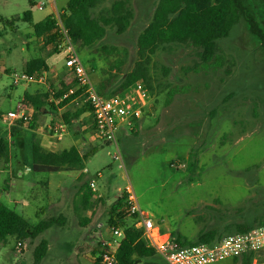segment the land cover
<instances>
[{
	"label": "rangeland",
	"instance_id": "374dc122",
	"mask_svg": "<svg viewBox=\"0 0 264 264\" xmlns=\"http://www.w3.org/2000/svg\"><path fill=\"white\" fill-rule=\"evenodd\" d=\"M30 1L32 5L29 0H0V17L17 19L13 24L0 22V110L9 102L12 105L13 98L21 94L22 82L14 84L9 74L21 73L26 61L49 56L54 49L58 52L49 60L45 57L49 63L56 60L60 65L58 74H46L47 85L67 70L63 66L65 38L57 46L45 45L44 40L32 35V25L52 15L58 21L57 31L63 34L60 15L68 0ZM113 1L102 0L92 16L108 10ZM244 2L264 28V0ZM40 3L42 8L38 9ZM128 3L133 17L125 32L118 34L107 27L103 38L90 48L80 50L72 44L92 78L100 72L99 78L107 79L113 72L119 81L136 60V37L150 21L157 0ZM25 11H30V21L23 20ZM218 45L226 61L224 66L215 70L209 63H201L164 93L147 99L138 128L134 132L116 130L117 149L112 143L93 138V157L84 178L95 181L101 197L88 209L85 224L65 203L53 207L49 203L51 197L68 198L70 178L57 174L58 187L49 179L48 190L38 183L31 191L30 181L40 182L41 174L30 172L11 179L12 196L27 204L13 206L0 197L3 205L14 209L30 225L60 214L65 220L33 241L22 242L20 253L13 250L9 239L0 249V264H31L33 249L41 239L47 240L48 249L39 264H93L100 241L107 235L110 205L127 188L145 218L189 240H195L202 231L216 230L223 237L233 233L235 224L253 222L257 226L264 221V50L242 22ZM103 47L115 50L105 55ZM152 59L157 67L172 69L168 79L173 81L180 76L181 66L193 62L194 50L173 46L158 51ZM11 84L16 86L10 88ZM8 94L11 100L6 99ZM30 139L28 131L13 133L7 123L0 122V141L6 148L5 156L0 157V188L7 162L14 164L15 157L22 162L28 159ZM49 141L42 133L35 136V142L43 148ZM52 142L60 150L86 143L83 137L72 135L60 141L53 138ZM114 154L120 158L114 160ZM85 189L83 183L81 191ZM212 264L232 263L223 260Z\"/></svg>",
	"mask_w": 264,
	"mask_h": 264
},
{
	"label": "trees",
	"instance_id": "16d2710c",
	"mask_svg": "<svg viewBox=\"0 0 264 264\" xmlns=\"http://www.w3.org/2000/svg\"><path fill=\"white\" fill-rule=\"evenodd\" d=\"M101 1L68 0L62 10L60 20L67 37L77 49L93 46L103 38L107 27L113 28L118 34L125 32L129 27L133 13L128 0H114L108 10L100 13L97 17L92 16V10ZM29 4L32 5L30 0ZM22 18L25 21H30V11H25ZM16 20V18L0 17V22L5 21L7 24H13ZM241 22L244 23L250 35L264 50V28L260 20L249 10L244 0H157L150 21L136 37V60L132 68L119 81L109 75L107 79L99 83L97 89L103 96H112L122 94L130 90L136 82H141L149 97H153L164 93L172 83L180 81L183 76L201 63L207 62L215 70H218L226 63L220 53L218 41L228 37L231 29ZM57 29L56 19L49 15L32 25V35L44 40L45 45L54 44L57 46L64 39V35ZM2 35L0 30V37ZM173 46L192 48L194 60L190 65L181 66L180 76L170 81L168 78L172 69L164 65L157 67L152 57L158 51H163L166 48L171 49ZM114 50V47L110 50L105 47L102 48L105 55H109ZM56 53L58 52L54 49L49 56ZM112 69L113 67H111ZM23 70L32 74L40 71L47 72L49 69L45 59L36 57L26 61ZM73 88L75 91L72 94L60 100L65 93ZM80 92L72 74L70 80L62 76L58 84L50 83L46 93L26 95L25 99L37 111L38 106L44 105L49 98L61 107ZM51 105L53 106L52 103ZM88 110V106L80 105L75 110L66 111L63 114L64 124L71 125V119H78L82 113ZM4 152L5 147L0 141V157L4 155ZM85 158L86 156L78 154L75 147L60 152H51L44 150L38 143L32 145L33 163L41 166L58 169L63 167L81 168ZM85 185L84 192L89 201L96 192H93L88 184ZM126 204V192L124 190L110 205L107 219L108 226H119L124 233V237L115 251L117 261L120 264H139L142 261L143 264H165L155 250L146 243L140 228L134 227V219L124 220ZM64 220L62 215L51 216L38 221L35 225H30L21 215L0 202V249L10 239L13 242L14 250L17 242L33 241L47 229L62 225ZM87 221L84 220L81 223L85 224ZM262 225H264V221L258 223L257 226ZM254 227L256 226L253 222L235 224L233 233L245 232ZM170 235L182 246L198 243L213 244L221 239V234L216 230L202 231L197 234L195 240H189L178 232H171ZM47 249V240L41 239L33 249L31 264H39L46 255ZM252 256L253 254H245L240 258L234 257L232 264H250ZM93 264H101L99 251Z\"/></svg>",
	"mask_w": 264,
	"mask_h": 264
},
{
	"label": "built area",
	"instance_id": "2783aa9c",
	"mask_svg": "<svg viewBox=\"0 0 264 264\" xmlns=\"http://www.w3.org/2000/svg\"><path fill=\"white\" fill-rule=\"evenodd\" d=\"M42 8V3L37 5ZM58 24V21H57ZM67 47V53L63 66L70 71L76 79L77 88L83 95V102L88 106L91 114V120L95 129L96 136L106 143H112L117 149L116 130L127 129L135 130V123L142 116L144 105L149 95L143 83L136 82L134 86L122 93L112 96H103L93 85L90 79V72L82 63L77 51L72 47V43L62 29ZM47 72L40 71L28 74L24 71L16 73L10 72V77L14 84L19 83H45ZM48 88V85H47ZM74 90H69L62 98L72 94ZM32 119L30 106L24 100L16 103L14 108L9 111L0 112V122L7 125L14 122L28 124ZM80 122L75 120L71 125L58 123L52 125L49 129L56 138H61L68 130L75 131L79 128ZM114 160L120 157L114 154ZM99 176V173L96 174ZM90 189L95 192V181L91 179L88 183ZM126 192V215L125 219H134V227L140 228L142 237L146 243L152 247L156 254L165 264H211L226 258L242 257L245 254H253L250 264H264L260 255L264 253V225L256 226L245 232H236L221 237L213 244L198 243L190 246L178 244L162 228V223L152 222L144 217V214L137 206L136 198L132 191L127 188ZM123 221V220H121ZM107 235L100 241L99 257L101 264H120L115 251L124 237V233L119 226H108ZM23 243L17 242L16 252L23 250Z\"/></svg>",
	"mask_w": 264,
	"mask_h": 264
},
{
	"label": "crops",
	"instance_id": "0c3cea01",
	"mask_svg": "<svg viewBox=\"0 0 264 264\" xmlns=\"http://www.w3.org/2000/svg\"><path fill=\"white\" fill-rule=\"evenodd\" d=\"M81 49H83V48H81ZM45 57L49 60V59L53 58V55L48 56L47 54H44L42 56V58L45 59ZM47 59H45V62H46L48 69H49L47 71V74L48 73L55 74V75L58 74L60 72V65H58L56 63V60H54V62L49 63L47 61ZM98 74H99V76L93 77V78L90 75L91 82L93 83V85L95 87H99V83L101 81L105 80V79L101 80L99 78L100 74H101L100 72H98ZM109 75L114 76V73L109 72ZM62 76H63V78L67 77L68 80L72 79V74L68 70H66L61 75L56 76L54 82H50V83H52L54 85L58 84ZM21 84H22L21 85L22 86L21 94L13 98V104L12 105H10V102H9L8 106L6 108H4L5 110L3 109L0 111L12 110L14 108V106L16 105V103L20 100H24L25 102H27V100L25 99L26 95H41V94L46 93V91H47V84H45V83H21ZM10 86H11L10 88H13L16 85L11 84ZM72 90L75 91V88H73ZM67 93H65V94H67ZM62 97L60 98V100L63 99ZM6 99L11 100L9 94L6 96ZM51 103L53 104V106L51 105ZM80 105L86 106V104L83 102V95L81 92L76 97H74L71 101H69L66 105L61 106V107L57 106V103L53 102L49 98L48 100L45 101L44 105L38 106L37 111H35L33 105L29 104L30 109L32 111V119L28 124H21L19 122H14L12 124L7 125L10 132H13V133L28 131L32 135V139H34V141L32 139H30L29 148H28V151H29L28 159H24L25 161L22 162V160L20 158L17 159L15 157L14 164H12L11 162H7V164H6V175L2 177L3 186H1V188H0V197H2L3 199H8V201L10 203H12L13 206L18 205V204H20V205L27 204V201H23L22 198H21L22 200H18L16 197L12 196V194H11V191H12L11 179H18V178L20 179L24 175H28V173H30V172H34L36 174H41L42 177H41L40 182H37L35 179L30 181V185H29L30 191L38 183H40L42 186H44V189L48 190L50 180L56 181L53 184V186H55V188L58 187L57 184H59V182H60L58 179H60V178L57 174H61L65 177H68L71 179V192H70L68 198L62 197L60 199V198L51 197V201H49V203H51V207L56 206L59 203L61 204L63 202L69 206V210L71 211V213L76 215V217H78V219L80 218V220H82V221L87 220L86 218L88 217L87 216L88 209L90 207H92L97 202L96 200H98L101 197V195L98 194V190L96 189V191H95L96 194L93 195L91 197V199L88 201L86 198L85 192L81 191V187H82L83 183L88 184L90 181V180L89 181L85 180L84 176L88 172L86 165L89 162V159L91 157H93V150H91V148H90V143L93 140V138H95V137L97 138L96 133H95V129H94V126H93V123L91 120L90 111L88 110V111L82 113L78 117V119H71V121L77 120L80 122L79 128L76 129L75 131H69L68 130L65 133L66 135H72L74 138H79V137L82 138L83 137V140L86 142L83 145L71 146V147L76 148V150L80 156H86L85 160L83 161V166L81 168L63 167V168L58 169V168L46 167V166L34 164L33 160H32V145L34 143H37V142H35V136L37 133H42V136L46 141L50 140L49 142H47V143H49L48 146H46L47 148L42 147L44 150L51 151V152L62 151L58 148L59 146H57L56 143L52 142V144H51V140H53V138H56V137H54L51 134V131L49 128L53 124L55 125L58 123H64L63 114L66 111L75 110L77 107H80ZM135 127H136V129L138 128V121H136ZM122 130H124V129H122ZM65 134L62 135L61 138H59V139L56 138V140L60 141L63 138V136H66ZM4 147H5V145H4ZM86 147H88V148H86ZM5 153H6V148H5V152H4L3 156H5ZM9 156L11 157V155H9ZM50 175H51V177H50ZM61 178H63V177H61ZM60 215H62V214H60ZM62 216L64 217V215H62ZM98 225H99V223H98ZM164 226L165 225L162 224L163 230L166 231ZM166 232L171 233L172 231L171 232L166 231ZM182 235H184V234H182ZM260 259H261V261L264 262V253L262 255H260ZM223 260H230V263H233L232 258H226ZM223 260H220V261H223ZM217 262H219V261H217Z\"/></svg>",
	"mask_w": 264,
	"mask_h": 264
}]
</instances>
